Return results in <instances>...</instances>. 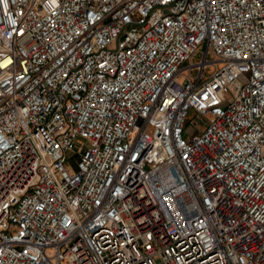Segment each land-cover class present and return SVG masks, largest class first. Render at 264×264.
Returning a JSON list of instances; mask_svg holds the SVG:
<instances>
[{"label": "built area", "instance_id": "2783aa9c", "mask_svg": "<svg viewBox=\"0 0 264 264\" xmlns=\"http://www.w3.org/2000/svg\"><path fill=\"white\" fill-rule=\"evenodd\" d=\"M0 264H264V0H0Z\"/></svg>", "mask_w": 264, "mask_h": 264}, {"label": "rangeland", "instance_id": "374dc122", "mask_svg": "<svg viewBox=\"0 0 264 264\" xmlns=\"http://www.w3.org/2000/svg\"><path fill=\"white\" fill-rule=\"evenodd\" d=\"M191 118L194 119L195 121L201 120V118H199L195 115H192ZM191 130H192V127H189V131H191Z\"/></svg>", "mask_w": 264, "mask_h": 264}]
</instances>
